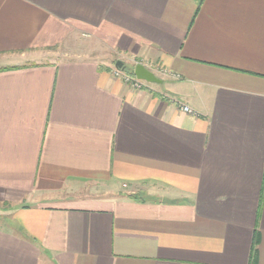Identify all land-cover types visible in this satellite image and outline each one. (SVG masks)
<instances>
[{
    "label": "crops",
    "instance_id": "crops-1",
    "mask_svg": "<svg viewBox=\"0 0 264 264\" xmlns=\"http://www.w3.org/2000/svg\"><path fill=\"white\" fill-rule=\"evenodd\" d=\"M0 210V264H264V0H0Z\"/></svg>",
    "mask_w": 264,
    "mask_h": 264
},
{
    "label": "water",
    "instance_id": "water-1",
    "mask_svg": "<svg viewBox=\"0 0 264 264\" xmlns=\"http://www.w3.org/2000/svg\"><path fill=\"white\" fill-rule=\"evenodd\" d=\"M116 68L127 71V68H124V63L122 61H118L116 63ZM133 75L140 81H143L145 83L149 84H161L162 81L156 76L154 72L149 70L145 65L143 64H137L133 67Z\"/></svg>",
    "mask_w": 264,
    "mask_h": 264
},
{
    "label": "built area",
    "instance_id": "built-area-1",
    "mask_svg": "<svg viewBox=\"0 0 264 264\" xmlns=\"http://www.w3.org/2000/svg\"><path fill=\"white\" fill-rule=\"evenodd\" d=\"M114 76L115 78L121 79L126 85H128L134 91H141L144 89L145 82L138 80L133 74L127 71H123L115 68ZM182 110L189 114L193 113L188 106L183 105Z\"/></svg>",
    "mask_w": 264,
    "mask_h": 264
},
{
    "label": "rangeland",
    "instance_id": "rangeland-1",
    "mask_svg": "<svg viewBox=\"0 0 264 264\" xmlns=\"http://www.w3.org/2000/svg\"><path fill=\"white\" fill-rule=\"evenodd\" d=\"M112 60L113 61H117V60H121V61H123L124 62V64H126V63H128L129 62V60H127L124 56L122 57V56H115V57H113L112 58ZM131 64H133V63H131ZM128 66V65H127ZM130 67V69L131 70H133V67L134 66H129ZM149 68H150V70H153V71H155V73H157L158 71H160V68L159 67H154V66H148ZM127 68V67H126ZM128 69V68H127ZM159 69V70H158ZM148 85H152V84H149V83H147ZM154 86H156V85H154ZM1 210H0V215H1Z\"/></svg>",
    "mask_w": 264,
    "mask_h": 264
},
{
    "label": "trees",
    "instance_id": "trees-1",
    "mask_svg": "<svg viewBox=\"0 0 264 264\" xmlns=\"http://www.w3.org/2000/svg\"><path fill=\"white\" fill-rule=\"evenodd\" d=\"M200 4H201V0H200ZM124 68H126V65L125 64H124ZM130 73L133 74V72H130ZM132 197H134V196H132ZM258 244H259V238L257 236L256 237V240L254 242L253 254H252V262H251V264H257V261H258V250H257Z\"/></svg>",
    "mask_w": 264,
    "mask_h": 264
}]
</instances>
